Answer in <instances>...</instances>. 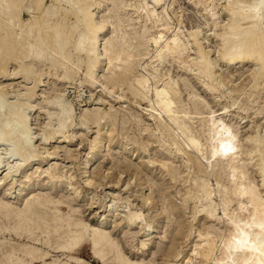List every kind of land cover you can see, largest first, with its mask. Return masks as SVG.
I'll return each instance as SVG.
<instances>
[{
  "label": "rangeland",
  "instance_id": "374dc122",
  "mask_svg": "<svg viewBox=\"0 0 264 264\" xmlns=\"http://www.w3.org/2000/svg\"><path fill=\"white\" fill-rule=\"evenodd\" d=\"M51 1L52 0H44V5H49ZM225 1L227 0H215V4L217 3L215 10V24L217 25H214L212 20L211 22L207 19L208 14H205V12L201 10L202 7L199 0H163L162 5L157 8V13L164 12L166 21L170 23L169 34L176 32V30L180 28L182 31L181 33L183 34V36L181 35L182 38H188L187 34L189 30L195 28L199 29L198 35L199 40L202 42V49L206 48L205 52L207 53L209 51L208 58L209 60L211 59V63H213L214 68H216V79L222 80L224 78V81L222 80L221 84L226 82L221 86L218 85V88L214 90H208L203 84V77L197 73L196 69H190L186 65H183V63L181 64V62L171 58L172 56H167V58H165L157 68L160 71L157 73H159V75L162 74L164 79H170L171 77V79H173L171 81H175V83H177L175 84V86L178 87L176 90L179 91L176 95L179 101L177 103V110H181L183 108L184 110H188V112L190 111L189 120L191 130L194 135L206 134V132H208L210 124L207 125V122L204 121L208 119V115H211V112H213L214 115V122L217 121L216 124H221L220 127H223L222 131H220L218 136H216V141L214 140L216 144L218 142V145H221L218 147L220 150L217 149V153L219 154L216 155L217 157L221 155V158L218 159L219 157L216 158L214 156L215 160L214 157L211 160V158H209V147H207L206 151L204 149L205 152L203 151L204 153H207L209 163L205 156L197 154L195 150H191L185 145V137L182 135L180 137L177 136L176 127L173 126V123H171L167 117H165L163 119L164 123L167 126H170L168 127L171 130L170 134L173 133V135L175 134V136L178 137L180 148L182 147V150H177L175 148V146L171 143V138L167 132L163 131V129L157 125L158 122L145 115L142 107L150 104L147 98L144 99L145 101H139V98L134 96V94L129 90L127 84L124 83V85L116 84L115 87L113 86L115 96H117L118 93L126 95L123 96L124 98L120 101H117L114 99L113 95L109 94L108 91L100 85L101 82H103L104 85L109 86L107 83L110 79V74H112L109 63L106 59V49L108 47V43H110L109 41H113V36L111 37V35H113V29L111 27H106L104 29V32L99 39L100 42L98 41L99 43L97 44L102 59L96 67V75L101 82L96 81V84H94L95 82L93 84H88L87 81H84V66H81V68L78 69L79 71L75 74L74 80H55V68L51 67L49 65L50 62H48V60L46 62V59L44 58L47 55L46 52L43 53L45 55L41 58V61H36L30 65V67H33L34 69L33 71L36 78L33 74V78L25 81L19 74L12 78L11 76H2L0 73V88H2L3 91L2 95H0V100L4 102V104L1 102V106L6 105V103L13 106H16L17 103L18 105L19 103L23 104L22 108L25 112V121L29 122L31 132L29 136L32 138L31 142L33 141L32 143L35 146H33V148H35V151H38L40 155L42 154L41 156L47 155V159H50L48 161L47 159L38 160V157H32L33 159L30 157L31 162H33H30V164L25 167L24 172H27V174L32 173L37 165L39 166L38 171L30 174L29 177H31V179L26 181L23 180V172L16 175L20 178V181H17L18 185H15L14 183L11 187L13 191L10 189L12 192L11 195L3 198L5 196L4 192L6 191V188L8 187L10 181H12V179L9 180V178H7L5 182L0 184V200L8 199L14 206L18 205L17 207L22 206L23 208L26 200L32 196L31 193L34 195L33 192L36 193L35 196L39 195L40 192L46 197L50 196L53 202L60 199H67L66 201L70 202V205H62L61 210L58 213L59 216L63 218H67L70 213L69 216L72 215V218H78L82 221L80 228L81 233L85 238L84 242H80L83 244V247L81 250L82 252L78 255L82 261L79 264H102L96 260L90 246V235L92 234L90 229L92 227L103 231L106 230L107 233L110 234L111 238L115 240L114 242L119 244L122 256L128 258L132 262H144V264H164L167 259L165 256L167 251L171 248H175L176 254L179 252V257L181 258L177 260V256L172 257L170 259L171 263L197 264L198 258L194 257L192 253L194 249L192 244L198 241V232L203 231L205 227H212L211 229L215 230L224 229V225H226L229 220L227 216L223 215L222 206L218 204L220 202V195L216 192L218 189L217 182H220L221 179L220 183L224 186H231L234 184L237 180H239L237 179V177L240 176L239 168L242 167L243 164L248 165L247 180L249 181L251 178L258 185L260 184L258 170L256 167H253L257 158H254L253 160L250 158V154L253 149L248 147L247 137L251 139L255 133H260L261 135L264 133V75L260 79V83L257 86L252 87V73L255 67L257 68L253 62L237 61L234 63H226L224 61L222 62L220 59V39L214 36L213 33L215 32L214 30L221 32V30H219L221 27H219L218 23H221L220 25H222L224 19L226 18V12L222 7L226 4ZM30 2L31 0H28L27 4ZM125 2L128 4L133 3V6L135 3L133 0H125ZM193 2L196 3L194 4ZM31 4L28 6H31ZM133 6H126L125 8L128 11L125 10L120 13L122 15L124 14L123 16L121 15L123 18L125 16V19H129L124 23V25H122V29H126L127 31V39L129 38L128 40H130V44L132 43L131 48L137 45L135 39L136 37L132 28L143 23L147 24L150 32H156L158 29L162 28V26H155L151 22H145L138 18V13L135 11L136 8H133ZM107 7L108 5H106V7L104 5L103 8H101L103 9L102 12L99 14H105V12H107ZM109 8H111V6H109ZM29 15L30 14L26 10H23L21 18L23 20H27ZM128 31H130V35ZM119 36H121V32ZM132 37L134 38L133 40L131 39ZM185 40L187 41L188 39ZM190 42L191 41L188 43V51L185 54H188L189 57L193 59V57L196 58L195 55H197V53L195 52V46H192ZM148 49H150V54L143 57V60L140 59L139 65H136L133 70V73L135 72L134 74L137 75L146 73L145 75H147L148 73L149 76V72L152 70L151 67L152 65L154 66L155 63H150L151 58H149L153 55L152 52H154V47L151 46V48L148 47ZM48 56L50 57V54ZM74 58L76 59V57ZM27 62L28 61H25L24 65H29ZM145 64H148L146 66L147 68H144ZM2 65L5 66L7 74L12 73L13 71H18L15 63L4 64L3 62ZM165 76H169V78H165ZM225 79H227V81ZM78 80H82L84 82L80 84ZM153 81H155V79L149 76V83L151 82L149 86L154 85ZM152 86H150V89ZM26 87H35L33 97L28 98L24 96V93H27L28 89ZM237 87L242 88V90H238L237 92L234 91ZM55 88H59L61 91L58 92L62 93L63 99L70 103L72 107L71 112L74 115L73 124L70 125V129L67 134L70 137H67L65 141H61L62 139H59L58 136H56L51 139V141L49 140L48 142H44L45 139L43 140V138H45L48 133H46L45 129V131L43 130V126L48 121V118L45 111H43V107L44 105L46 106L45 99L52 95V89ZM151 92L148 93L149 99H151L153 94V92L152 94ZM122 94H120V96ZM137 99L142 103L141 105H139ZM233 100H235L234 105H232L234 102ZM193 104H195V106L197 105L196 109ZM28 105H32L33 108L30 106L28 108ZM223 105H228L225 112L223 111L224 108H222ZM50 109L57 110L58 108ZM96 111L97 113L100 112V115H103L100 125L88 120V124H82L81 126H89L81 128L80 120L85 112L89 113ZM196 111H198V113ZM5 113L6 112H3V118L1 117L3 124L7 121H11V115L9 113ZM53 119L54 120L51 121L55 123L56 118ZM68 121H70V119L67 120L66 125H69ZM225 126L229 127H226L228 129V136L223 133ZM42 131H44V134H47H45V137L44 134L41 133ZM98 133L105 136L100 147V151L99 148L95 149L94 145L99 137L97 135ZM41 134H43V136ZM230 136L233 139H239V142L231 144L227 139ZM7 142L8 144H5V142L3 146L0 144L1 157H3V159L6 158L10 165H15L17 163L23 164L24 159L18 154H12L9 158L7 156L9 154L4 155L6 154L5 149H8L9 151L12 148L11 142ZM225 152H227L228 155ZM233 153H235V155H233ZM194 154H196V156ZM230 155H232V157H230ZM222 156L225 158L223 159ZM220 160H222L224 164L218 163L219 166H216L218 165L216 162H221ZM160 161H167L166 163H168L169 166L170 164L173 166L174 170L173 168L172 170L174 174L172 176L160 167ZM240 161L242 164H240ZM238 162H240L239 164L241 166L237 165ZM195 165H198V167ZM234 165H237V167ZM31 166L33 168H31ZM232 166L236 167V171L234 170L235 172L233 171L234 168ZM7 167L6 161L0 165V178L4 175ZM16 168L17 167L12 170L15 171ZM82 168L87 170V174L90 175V178L93 181H96V184L85 185V174L82 173ZM50 169H55L54 175L56 177H52V179L47 175V171ZM228 175H233V177H226ZM192 176H196V180H199L200 182L205 178L206 180H209L212 189H214L212 198L215 202H217L215 215L206 216L204 213H194L200 201L198 203V200L193 196L194 193H192V188L194 187V183H196V180H194L195 177ZM234 176L236 181L232 180ZM218 177L221 178L219 179ZM33 179L40 182V184H37L38 186L33 185ZM226 179H230L234 183L229 180L227 181ZM68 182L72 183V188H69V186L66 185ZM97 182L100 184L97 185ZM229 182L231 185H229ZM15 187L17 188L15 189ZM260 187L261 186L259 185L258 189ZM74 189H76L77 192L74 191ZM189 190H192V192L187 195L185 192ZM245 193L246 191L241 189L238 196L242 195L241 198H243ZM50 197L48 198L51 199ZM24 198L26 200H24L23 203ZM183 198L186 199L185 202L183 201ZM232 199L234 200L230 202L229 209L232 210L233 208L238 211L239 209L236 208L238 207V202H236L238 199L234 196ZM243 202V214L246 217L248 215L247 200L243 199ZM245 206L247 207L245 208ZM54 208L55 207L51 204L48 206L47 210L49 211L51 209L50 211L52 212ZM71 210L74 212L72 213ZM129 210L132 212L140 211L142 213L141 219L139 217L137 220L135 219L134 221H129L127 218ZM1 219L2 218L0 216V224ZM179 226L180 233L176 235ZM191 227L193 228L191 229ZM194 227L197 228V230H194ZM5 241L7 243L11 241V243L15 245L19 244L17 240L13 239L9 235H6L5 238L0 237V242ZM143 242L145 244L142 246ZM217 251L219 252L218 249ZM217 251L216 253H218ZM64 260H66V258L62 255V252L51 250L47 263L58 264L64 262ZM107 261L108 262L106 264H111V258H108ZM38 264H40V262ZM73 264L78 263L73 262Z\"/></svg>",
  "mask_w": 264,
  "mask_h": 264
},
{
  "label": "bare ground",
  "instance_id": "6f19581e",
  "mask_svg": "<svg viewBox=\"0 0 264 264\" xmlns=\"http://www.w3.org/2000/svg\"><path fill=\"white\" fill-rule=\"evenodd\" d=\"M133 1L137 3H134L135 7L133 6V3L128 4L125 2V0H52L49 5H44V0H31L29 3H32L31 6H28V0H0V73L2 76H11L12 78L19 74L25 81L30 80L33 78V74L34 77L36 76L33 71V67L31 68L30 65L36 61H41V58H43L45 55L43 53L46 52L47 55L44 58L46 59V62L47 60L50 62V64H48L51 67L55 68V80H74L75 74L77 71H79L78 69L81 68V66H84V81H87L88 84H93L94 82V84H96V81L101 82V80L98 79L96 75V67L102 59L97 44L100 42L99 39L104 32V29L106 27H111L113 29V35H111V37L113 36V41H109L110 43H108L107 49L105 47L107 45L104 47L107 54L106 59L109 63L112 74H110V79L108 78L109 81L107 79V84H109V86L104 85L103 82H101L100 85H102L109 94L113 95L115 100L120 101L122 98H124L123 96L126 95L120 93L122 94L120 96L118 93L119 95L117 94V96H115L113 88L116 84L124 85V83H126L134 96L139 98V101L147 98L150 104H147L148 106L142 107L145 115L158 122L157 125L160 126L163 131L167 132L171 138V143L177 150H182V147L180 148L178 137H176L175 134L173 135V133L170 134L171 130L168 128L170 126H167L163 121L165 117H167L169 121L173 123V126L176 127V135L179 137L181 135L185 137V140H183L185 141V145L187 147H189L191 150H195L197 154L205 156L208 163L209 158L212 160L214 156L216 158L219 157L218 159H220L221 155L218 157L216 155L219 154L217 153V149H219L218 147L221 145L219 146L218 142L216 144L214 140L216 139V136H218L219 132L222 131L223 127H220L221 124H216L217 121L214 122L213 112H211V115H208V119L205 118L206 121H204L207 122V125L210 124L208 132H206V134L204 133L201 135H194L191 130V124L189 120L190 111L188 112V110H184L183 108L181 110H177V103L179 102L178 97L176 96L178 94L177 92H179L176 90L178 87L175 86L177 83H175V81H171L173 80L171 77L170 79H164L162 74L159 75V73H157L160 72L157 69L159 64H161L163 60L167 58V56H172L171 58L181 62V64L183 63V65H186L190 69H196L197 73L203 77L202 81L206 89L214 90L218 88V85L221 86L222 84L226 83L223 82L221 84L224 78L222 80L216 79V68H214L213 63H211V59L209 60L208 58L209 51L207 53L205 52L206 48L202 49V42L199 40L198 35L199 29L195 28L189 30L187 34L188 38H182L183 34L181 33L182 31L180 28L178 30L175 29L176 32L169 34L170 23L166 21L165 13H157V8L162 5L163 0ZM225 2L226 4H224L222 7L226 12V18L224 19L222 25L216 21L219 24V27H221L219 29L221 32L214 30L215 32L213 33L214 36L220 39L219 57L222 62L224 61L226 63H234L237 61L253 62L257 68L255 67L252 73L253 81L251 86L255 87L260 83L259 81L264 75V0H227ZM199 3L202 7L201 10L205 12V14H208L207 19L210 21L212 20L214 25H217L215 24V10L217 4H215V0H199ZM104 5L105 7L108 5L106 8L107 12L100 15L99 13L102 12L103 9L101 8H103ZM109 6H111V8H109ZM126 6H133V8H136L135 11L138 13V18L142 19L143 21L151 22L155 26H162V28L158 29L156 32H150L146 23L132 28L137 43V45H135L133 48H131L132 43H129V38L127 39L128 34L126 33V29H122V25H124V23L129 20L127 18L125 19V16L124 18L122 17L124 14H120L121 11L127 10L125 8ZM23 10H26L30 14L27 20H23L21 18V13ZM118 29L121 32V36H119L120 32ZM128 32L130 35V31ZM131 35L134 36L133 34ZM131 39L133 40L134 38L132 37ZM185 39L188 40L186 41ZM189 41H191L190 44L196 48V50H194L197 55H195L196 58L193 57V59L190 58L188 54H185L189 48ZM151 46L154 47V52H152L153 55L149 57L151 58L150 63H155V65H152V70L150 69L151 71L149 72V76L154 78L155 81H153V86L150 85L152 86L150 89L149 84L151 82L149 83L148 73L147 75H145L146 73L136 75L134 74L135 72L133 73V70L136 65H139L140 59L150 54V49H148V47L151 48ZM49 54L50 57L48 56ZM74 57H76V59ZM25 61H28L27 63H29V65H24ZM3 62L4 64L15 63L18 71H13L12 73L7 74L5 71V66L2 65ZM147 65L148 64H145L144 68H147ZM167 77L169 78V76H165V78ZM82 80H78L80 84L84 82ZM225 80L227 81V79ZM32 87H26L28 88L27 93H24L25 95L23 93L22 94L28 98L33 97L35 87ZM238 90L241 91L242 88L237 87L234 91L237 92ZM52 91V95L45 99L46 106L44 105L43 107V111H45L48 118V121H45L46 124L43 126V130L45 129L48 135L45 133L47 135L45 137L44 130L41 133L44 134L45 138H42L43 140L45 139L44 142H48L49 140L51 141V139L58 136L59 139H62L61 141H65L67 137H70L67 134L69 132L70 125L73 124L74 115L71 112L72 107L70 103L63 99L62 93L58 92L61 91L59 88L52 89ZM150 92L152 94L151 99L148 98V93ZM2 93V88H0V95H2ZM139 101L137 99V102L139 105H141L142 103ZM233 101L234 102L232 105L235 103V100ZM1 102L2 100H0V106ZM2 103L4 104V102ZM21 104L22 103H19L18 105L17 103L16 106H13L9 103H6V105L0 107V144L3 146L5 142V144H8L7 141H9L11 142L12 147L9 151L8 149L4 148L6 150V154L4 155L9 154L7 155L9 158L12 156V154H18L24 159L23 164L17 163L18 165H10L7 159H3L0 154V165L6 161V165L8 166L4 172V175L0 178V184L5 182L7 178H9V180L12 179L6 188V191L4 192L5 196L3 198L11 195V187L14 185V183L15 185H18L17 181L19 182L20 178L16 175H18L20 172H23V180L26 181L31 179V177H29L30 174L38 171L39 166L37 165L32 173L27 174V172H24L25 167L30 164L32 157H38V160H45L48 158L47 155L41 156L42 154L40 155V153L38 151L37 153L35 151L36 149L33 148V141L31 142L32 138L29 136L31 133L29 122L25 121V112L22 108L23 104ZM29 106L33 108L32 105H28V108ZM193 106L196 109L197 105L195 106V104H193ZM227 106L223 105L222 108H224V112L227 110ZM50 108L58 109L51 110ZM3 112H6L7 114L9 113L11 115H8L10 116L11 121H7L4 124L2 123L1 120L3 118ZM196 112L198 113V111ZM99 113H97V111L89 113L85 112L80 120V127L83 128L89 126H81L82 124H88V120L100 125L103 115H100ZM53 118H56L55 123L51 121L54 120ZM68 119H70V121H68L69 125H66ZM226 127L227 126L224 127L223 133L228 136L227 128L229 127ZM43 134L41 135L43 136ZM97 135L99 137L97 138L96 142L94 141V145L95 149L99 148L100 151V147L105 136H103L101 133H98ZM227 139L231 144H236L239 142V139H233L231 136ZM247 140L248 147L253 149V151H251L250 158L252 160L257 158L253 167H256L258 170V175L260 176L259 185L261 187L258 189L259 185L253 179L250 178L249 181L247 180L248 165H243L241 161V163L238 162L237 164H242V167H240L241 165L238 166L240 167V170L238 169L240 176L237 177L239 180L236 181L235 176L232 179L236 181L235 183L230 180L236 171L235 168L237 165H234L236 167L232 166L234 168L233 171L235 170L233 175L226 176L228 178L231 176V178L228 180L234 184L231 185L229 182V185L231 186H224L222 183H220L221 177H218L220 179V182H217L218 189L216 191L220 195V202L218 204L222 206L224 213L223 215L227 216L229 220L227 224L225 223L226 225H224V229L215 230L211 229L212 227H205L203 231H197L198 241L195 243L193 242L194 244H192L194 247V249L192 248V253L194 257L198 258V262L196 261L197 264H264V133L263 135L260 133H255L253 138L249 139L247 137ZM207 147H209V158L207 157V153H204L207 150ZM227 149L229 150L228 147ZM235 153H233V155H235ZM194 155L196 156V154ZM225 157L222 156L223 159ZM230 157H232V155H230ZM47 160L49 161L50 159ZM220 161L221 162L218 161L216 163H223L222 160ZM166 162L160 161L159 165L170 176H172L174 174V168L171 166V164L169 166ZM195 166L198 167V165ZM216 166H219V164ZM15 167L17 168L15 171H13L12 169ZM31 168L33 167L31 166ZM82 169V173L85 174V185L96 184V181H93L90 178V175L87 174V170L85 168ZM50 170L47 171V175L52 179V177H56L54 175L55 169L51 171ZM192 177H195L194 180H196V176ZM32 181L34 182L33 185L40 184V182L35 179ZM198 181L196 180L194 187L192 186L193 192L192 190H189L185 193H187V195L191 192L194 193V198L198 200V203L200 201L199 205H197V208L195 207L196 209L194 213L198 212L197 214L204 213L206 216H213L216 214L215 209L217 205V202H215L212 198L214 189H212L208 179L206 180L205 178L201 182L199 181V183ZM99 184L100 183L97 182V185ZM66 185L69 186V188L73 187L71 182L66 183ZM16 188L17 187H15V189ZM241 189L246 191L243 198H241L242 195L238 196ZM74 191L77 192L76 189H74ZM33 193L34 195L31 193L32 196L29 199L26 197L25 198L27 200L25 198L23 199V203L24 200H26L23 208L22 206L17 207L18 205L14 206L8 199H4L6 201L0 200V216L2 218L0 224V237L5 238L6 235H9L19 242V244L17 243L18 245L11 243V241L9 243L6 241L0 242V264H38L39 262L40 264H50L47 263V260L51 250L62 252V255L64 258H66L64 262L61 261L62 263L58 264H73V262L78 264L81 263V258H79L78 255L80 252H82L81 250L83 244L80 242H84L85 238L84 235H82L80 228L82 221L78 218H72V215L69 216L70 213H67L68 217L64 215L67 217H64L65 219L60 217L58 213L61 210L62 205L68 204L69 206L70 202L66 201L67 199H60L58 201L56 200V202H53L50 196L48 197L51 199L41 194V192L36 196V193ZM233 196L238 199L236 201L238 202V207H236L239 209L238 211L233 208L232 210L229 209L230 202L234 200L232 199ZM243 199L247 200L248 205V215L246 217L243 214ZM185 200L186 199L183 201L185 202ZM51 204L55 207L52 212L50 211L51 209L49 211L47 210L48 206ZM246 207L247 206H245V208ZM72 210L71 212L73 213L74 211ZM141 215L142 213L140 211L132 212L129 210L127 218L129 221H134L139 217L141 219ZM192 228L193 227H191V229ZM179 229L180 226L178 227L176 235L180 233ZM90 230L92 232V234L90 233V246L92 253L98 262L106 264L108 262V258H111V264H144V262H132L128 258L122 256V253L120 252L121 249H119V244L114 242L115 240L111 238L110 234H108L106 230L103 231L94 227H92ZM194 230H197V228L194 227ZM144 244L145 243L143 242L142 246ZM175 251V248H171L167 251L165 255L167 259L165 260L164 264H173L170 262L172 257L177 256V260L181 258L179 257L180 253L178 252L176 254ZM216 251L218 253H216Z\"/></svg>",
  "mask_w": 264,
  "mask_h": 264
}]
</instances>
